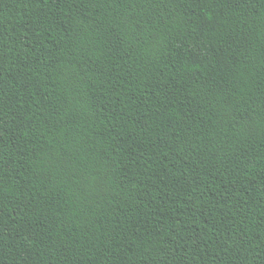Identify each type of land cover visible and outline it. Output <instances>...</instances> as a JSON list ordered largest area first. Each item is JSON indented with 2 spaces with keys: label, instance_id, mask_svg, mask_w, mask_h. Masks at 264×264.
I'll return each mask as SVG.
<instances>
[{
  "label": "trees",
  "instance_id": "trees-1",
  "mask_svg": "<svg viewBox=\"0 0 264 264\" xmlns=\"http://www.w3.org/2000/svg\"><path fill=\"white\" fill-rule=\"evenodd\" d=\"M0 264H264V0H0Z\"/></svg>",
  "mask_w": 264,
  "mask_h": 264
}]
</instances>
